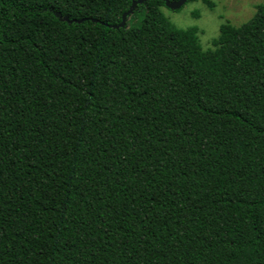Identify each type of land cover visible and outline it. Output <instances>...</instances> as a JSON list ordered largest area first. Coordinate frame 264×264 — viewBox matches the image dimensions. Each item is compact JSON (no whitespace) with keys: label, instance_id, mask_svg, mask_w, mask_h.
Masks as SVG:
<instances>
[{"label":"trees","instance_id":"1","mask_svg":"<svg viewBox=\"0 0 264 264\" xmlns=\"http://www.w3.org/2000/svg\"><path fill=\"white\" fill-rule=\"evenodd\" d=\"M133 1L0 0V264H264V4Z\"/></svg>","mask_w":264,"mask_h":264},{"label":"rangeland","instance_id":"2","mask_svg":"<svg viewBox=\"0 0 264 264\" xmlns=\"http://www.w3.org/2000/svg\"><path fill=\"white\" fill-rule=\"evenodd\" d=\"M263 4L264 0H192L179 10L162 7L160 11L178 29L196 28L199 45L208 50L221 25L240 27L255 16L256 6ZM141 18L142 14L137 13L128 27L137 26Z\"/></svg>","mask_w":264,"mask_h":264},{"label":"water","instance_id":"3","mask_svg":"<svg viewBox=\"0 0 264 264\" xmlns=\"http://www.w3.org/2000/svg\"><path fill=\"white\" fill-rule=\"evenodd\" d=\"M147 1H149V0H136V1H133L131 6H130V9L122 16L121 23L119 25H116V26H108V27L112 28L114 30H117L119 28H123L125 26L126 18L133 13L134 9L138 5L144 4ZM162 1L164 2V5H165L166 8H168L171 11H176V10L181 9L187 3L188 0H177V1H174V2H169V0H162ZM81 22L82 21H77V23H81Z\"/></svg>","mask_w":264,"mask_h":264}]
</instances>
